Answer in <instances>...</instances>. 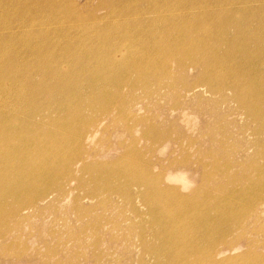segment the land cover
Segmentation results:
<instances>
[{
	"label": "bare ground",
	"instance_id": "1",
	"mask_svg": "<svg viewBox=\"0 0 264 264\" xmlns=\"http://www.w3.org/2000/svg\"><path fill=\"white\" fill-rule=\"evenodd\" d=\"M34 1L43 7L51 6L52 9L55 4L54 2L46 4L45 0ZM144 1L148 3L144 8L134 6L136 11L130 13L129 25L123 26L125 34L121 32L122 36L129 37L130 45L135 46L131 52L121 48L117 42L116 46L112 45L113 47L109 49H106L107 44L103 47L93 44L88 48L85 46L84 49L79 47L75 53L70 49L64 50L63 54L54 55L53 52H50V48L47 52L33 50L35 46L31 45V38L22 40L25 35L19 34V32L18 34L14 33L13 26L11 25L12 28L7 26L8 22L5 25L0 23V220H6L3 219L5 215L15 218L25 211L30 213L31 207L35 208L36 203L44 201L49 196L48 189L51 186H55L60 191L65 190L63 184L60 183L62 179L57 175L58 166L56 163H50L51 175L48 178H44L45 173L41 172L34 178L30 175L34 171L33 162H35L32 151L39 148L47 150L44 158H48L52 162V158L49 157L51 151L47 149L46 141L55 131L68 136V132L65 133L62 128L73 127L77 129L76 141L84 143L90 137H96L101 127L99 125L104 124L108 118L115 125L123 121L124 128L129 133L134 132L138 123L149 126L150 129L153 128L155 124L151 122L148 125L146 117H139L133 111H131L132 115H128L127 112L130 110H124V106L128 108V105L132 103L135 106L140 101V98L135 100L137 89H142L152 100H159L169 94H173L170 96L171 98L180 95V98H184L182 106L176 107L178 106L176 105L172 109L179 110L180 108L179 118L185 119V121L188 120L186 115L189 108L185 105L193 102L194 99L197 100L203 93L217 94L218 101L221 103L230 98L237 102L248 117L257 123L254 132L257 136L254 141V144L257 145V152L247 159L246 165L250 162V167L257 174L258 188L260 191L264 190V165L258 163L256 159L257 156L264 159V139L262 137L264 134V0ZM22 2L24 1L22 0ZM71 2L73 3V1ZM72 3L71 5H73ZM146 14H155L156 17L150 18ZM124 17H127L125 13L121 18ZM131 28L133 33H129ZM97 39L107 40L105 37L102 38L104 40L99 37ZM34 40L36 42V38ZM38 40L40 39L38 38ZM17 43H21V49L16 46ZM173 70L180 74L176 77L171 76ZM193 71H196V74L194 73L195 81L190 82L188 80L189 73ZM164 76L171 80L161 83ZM135 77L139 78L135 79ZM154 80L159 81V87L151 90L149 86ZM180 82L184 93L174 92ZM126 87L129 88V91H125ZM162 89L164 90L162 91ZM228 90L232 91V97L227 96ZM123 93L129 94L131 98L121 99ZM50 110L57 112L58 116L51 115L48 112ZM116 110L117 114H115ZM197 110L202 113L204 109L197 108ZM98 114L106 116L98 119L97 116H100ZM131 121L137 123L130 124ZM175 121L173 120V122ZM40 126L47 132L46 136ZM105 128L107 127L105 126ZM148 133L149 131L146 132V135ZM157 134L164 140L174 142L188 139L184 134L173 137L166 132H158L154 135ZM203 134L206 139L213 140L214 138L212 131H206ZM50 140L55 141L57 137L51 136ZM192 141L196 140L192 139ZM176 150L184 149L177 147ZM185 151L187 155L179 162L175 163L170 160L167 166L161 165L163 169L172 165L186 166L189 163V152L186 149ZM127 152L121 156L122 160L126 157L131 159H126V162L133 161L135 156L139 155L137 148ZM76 160L82 164L79 165L82 170L86 164L98 166L93 163L94 161L88 162V159L81 157L80 154L70 158L68 164ZM251 162L253 163L251 164ZM110 165L112 164H99L98 167L106 169ZM118 166L116 168L120 170L118 173L121 175L116 174L115 171L113 174L121 176L126 181L123 184L126 187H115V182L113 185L115 192H120L123 200L126 198L130 204L136 199L145 203L150 214L157 219L152 220L158 225L154 237L161 239L163 234L164 245L165 243L169 244H166V251H161L162 249L157 245L151 246V243L147 242L144 234L141 233L143 249L155 253L160 259L155 264H214L216 259L213 258L211 249L216 237H214L215 228L218 227L219 235L220 233L224 234L233 228L237 220L225 226H212L214 220L208 211L203 212L200 209V206L202 207L204 204L205 206L209 205V201H212L213 198V191H210L209 188L210 173L206 172V165L201 162L199 168H202V171L194 169L195 172L201 173V176L197 187L187 195L180 194L177 187L167 184V180H173L171 174H166L165 177L161 170L154 173L151 171L149 163H144L142 167L136 164L133 169L125 167L124 162L121 167ZM59 169H61V165ZM114 176L112 175V177ZM67 178L70 183L73 180L79 183L85 181L82 176L74 177L72 171L68 173ZM111 179L110 181L113 182L114 179ZM41 180H43L42 183ZM33 181L35 183L30 188L24 187V183ZM181 181L182 187L188 185V181L183 179ZM132 182L140 184L138 192L129 191ZM109 185L107 186L111 188L105 185L101 189L111 190L112 186ZM214 188L220 190L223 186L214 184ZM97 190L98 188H94L91 191L90 198L95 197V193L99 192ZM102 192L104 193V191ZM23 193L27 196L26 198H23ZM10 194H14L16 200L15 204L11 205L14 209L6 213L4 209L6 206L3 202L9 199ZM201 194H204L205 197L200 198ZM172 205H178L179 211L170 212ZM189 216L194 218L192 222H197L194 232L182 233V230L173 227V223L178 221L174 220L176 217L188 219ZM26 217L27 215L22 216L21 220H25ZM5 227L6 224H0V231L3 234L11 232L12 227ZM179 232L181 234L177 235L176 233ZM176 239L179 240L176 241ZM220 239H224V237ZM162 254L165 259L161 257Z\"/></svg>",
	"mask_w": 264,
	"mask_h": 264
},
{
	"label": "rangeland",
	"instance_id": "2",
	"mask_svg": "<svg viewBox=\"0 0 264 264\" xmlns=\"http://www.w3.org/2000/svg\"><path fill=\"white\" fill-rule=\"evenodd\" d=\"M23 1L0 0V18L2 19H0V23L5 25L8 22L7 26L9 28L13 26L14 33L18 34L19 32V34L25 35L22 40L31 38L33 43L31 45L35 46L33 50L47 52L50 48V52H53L54 55L63 54L64 50L70 49L75 53L79 47L84 49L85 46L88 48L93 44L100 47L107 44L106 49H109L118 43L121 48L131 52L135 46L130 45L127 35H121L125 34L123 26L129 25L128 17L130 13L136 11L135 7L144 8L148 4L144 0H71L73 3L70 0H45L46 4L55 3L52 9L51 6L43 7L34 0ZM123 13L127 17L121 18ZM69 15L70 17H67ZM146 16L156 17L155 14H146ZM129 33H133L132 28L129 29ZM97 37L101 39L105 37L107 40L101 41ZM16 46L22 48L21 43H17ZM172 72L171 76L173 77L180 74L174 70ZM194 73L196 74V71L189 73L188 80L190 82L195 81ZM136 77L135 79L139 78ZM170 80L171 78L167 79L164 76L161 83H167ZM158 82L152 81L149 88L157 89ZM125 91H129V88L126 87ZM174 92L184 93L181 82ZM135 94V100L140 98L139 103L137 102L135 106L132 103L128 105V108L124 106V110H130L127 112L128 115H132L134 112L139 117H146L148 125L151 122L155 124L153 128L150 129L149 126L138 123L134 132L129 133L124 128L123 121L115 125L108 118L104 124L99 125L101 126L100 132H97L96 137H90L84 143L76 141L77 129L73 127L62 128L65 133L68 132V136L55 131L51 136H56L57 140H50V136L46 141L47 149L51 151L49 157L52 158V162L48 158H44L47 150L39 148L32 151L35 162H33L34 171L30 173L31 177L34 178L40 172L45 173L44 178L50 177V163H56L58 166L57 175L62 179L60 183L63 184L65 190L60 191L55 186H51L48 189L49 196L44 201L36 203L35 208L31 207L30 213L25 211L15 218L5 215L3 219L6 220H0V224L12 227L11 232L3 234L0 231V264H142L143 262L155 264L160 260L155 253L143 249L141 236V233L144 234L146 241L150 242L151 246L157 245L162 249L161 251L167 250L166 247L169 244L165 243L164 245L163 234L161 242L160 238L154 237L158 225L152 220L156 218L150 214L145 203L136 199V202L130 204L125 197L123 200L120 192L114 190L116 186L126 187L123 185L126 181L121 176L113 174L115 171L116 174L121 175L118 173L120 170L116 167H119L118 165L121 167L123 162L125 167L132 169L136 164L142 167L144 163H149L150 169L154 173L161 170L165 177L166 174H171L173 180H167V184L177 187L178 192L183 195L189 194L197 187L201 173L195 172L194 169L202 171L199 164L204 163L206 172L210 173L209 188L210 191H213V198L212 201H209V205L205 206L204 204L202 207L200 206V209L203 212L208 211L214 220L212 226H225L237 220L231 230L224 234L220 233L221 237H218L220 235L217 233L218 227L216 226L217 229L215 228L216 232L214 233V237H216L211 249L213 258L216 259L214 264H264V190H259L257 174L250 167V162L246 165L247 159L257 152V145L254 144L257 137L254 134L257 123L248 117L237 102L230 98L232 97L230 90L227 91V96H230V99L224 103L218 101L217 94L203 93L197 100L194 99L193 102L185 105L190 108L191 112L188 108L186 115L188 120L186 121L179 118L180 108L179 110L172 109L176 105H178L176 107L182 106L184 98H180V95L171 98L170 96L173 94H169V97L152 100L142 89H137ZM127 98H131V96L123 93L121 99L126 100ZM135 100L133 101L136 102L137 100ZM143 106L145 108L142 109ZM197 108L204 110L201 113ZM48 112L54 117L58 116L57 112L52 110ZM117 113L116 110L115 114ZM98 115H100L97 116L98 119L106 116ZM173 120L176 121L173 122ZM134 123L137 122H130V124ZM40 129L46 136L47 132L43 130L42 126ZM148 131L149 133L146 135ZM206 131L214 133L213 140L204 137L203 133ZM158 132H166L173 137L184 134L188 139H180L177 142L164 140L158 137V134L154 135ZM262 137L264 139V134ZM192 139L196 141H192ZM177 147H182L184 150L178 151ZM135 148L139 150V155L135 156L133 161H130L129 157L122 160L121 156ZM185 149L189 152V163L186 166L172 165L163 169L161 165L167 166L170 160L176 163L185 157L187 155ZM76 154L87 158L88 162L94 161L93 163L98 166L99 164L112 165L103 169L86 164L82 170L79 166L82 164H79L77 160L68 164L69 159ZM126 159L130 160L126 162ZM256 159L258 163L264 165V159L261 156H257ZM60 165L61 169H59ZM71 171L74 177L82 176L85 181L82 183L75 182V180L72 183L67 181L68 173ZM111 178L114 179L113 182H111ZM182 179L188 181L186 187H182ZM34 183V181L24 183V187L28 189ZM108 184L112 186V191L108 189L111 188L107 186ZM214 184H222L223 188L217 190L214 188ZM105 185L108 188L101 189ZM138 185L140 184L132 182L129 191L138 192L140 189ZM94 188H98L97 192H99L95 193V197L90 198L89 195ZM24 195L23 193V198H26L27 196ZM202 197H205L204 194L200 195V198ZM15 200L14 194H10L9 199L4 200L6 213L14 209L11 205L15 204ZM170 208V212L179 211L178 205H172ZM135 209L137 210L135 211ZM25 215H27L26 219L21 220V217ZM174 220L178 221L173 223V227L182 230V233L196 230L197 222H192L194 220L192 216H189L188 219L176 217ZM181 232L176 234L180 235ZM222 237L224 239H220ZM178 240L176 239V241ZM161 257L163 258L164 255L162 254ZM162 258L161 261L165 259Z\"/></svg>",
	"mask_w": 264,
	"mask_h": 264
}]
</instances>
